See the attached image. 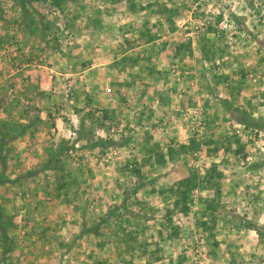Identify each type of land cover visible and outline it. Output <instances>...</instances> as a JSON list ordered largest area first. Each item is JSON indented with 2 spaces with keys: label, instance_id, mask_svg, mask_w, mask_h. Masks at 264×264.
Returning <instances> with one entry per match:
<instances>
[{
  "label": "rangeland",
  "instance_id": "obj_1",
  "mask_svg": "<svg viewBox=\"0 0 264 264\" xmlns=\"http://www.w3.org/2000/svg\"><path fill=\"white\" fill-rule=\"evenodd\" d=\"M0 264H264V0H0Z\"/></svg>",
  "mask_w": 264,
  "mask_h": 264
},
{
  "label": "trees",
  "instance_id": "obj_2",
  "mask_svg": "<svg viewBox=\"0 0 264 264\" xmlns=\"http://www.w3.org/2000/svg\"><path fill=\"white\" fill-rule=\"evenodd\" d=\"M242 122H244V124H245L244 126H247V125H254L257 129H259V128L261 129V128L263 127L262 125H259L258 123L253 122L252 120H247V119H246V120H243V119H242ZM107 143H109V142L106 141L105 144H107ZM195 145H196V143H195L194 139H193V138H188V141H187L185 144H181V145H179V148L181 149V151H184V150L187 149L186 151L183 152V153H185V152H187L188 150L192 151V149H194L193 147H195ZM219 148H220V146L214 144L213 147H212V151L215 153ZM168 151L170 152V151H172V150L169 149ZM237 153H238V150H236L234 154H237ZM170 154H171V152H170ZM212 174H213L216 178L219 177V175H220L218 172H215V170H213ZM211 179H212V178L209 176V177L205 180V182L210 184V183H211ZM187 183H189V180H188L187 178H183L182 180H180L179 185H181V186L186 190L187 187H188ZM139 188H140V187H139ZM139 188H137V189H139ZM214 188L216 189L215 193H216V194H219V191L217 190V188H216V187H214ZM181 198L184 199L183 194H181Z\"/></svg>",
  "mask_w": 264,
  "mask_h": 264
}]
</instances>
